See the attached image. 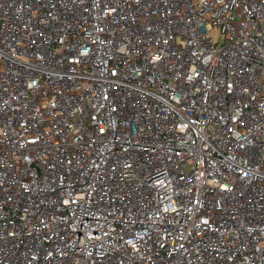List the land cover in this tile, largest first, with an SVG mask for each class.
Wrapping results in <instances>:
<instances>
[{
  "label": "built area",
  "instance_id": "2783aa9c",
  "mask_svg": "<svg viewBox=\"0 0 264 264\" xmlns=\"http://www.w3.org/2000/svg\"><path fill=\"white\" fill-rule=\"evenodd\" d=\"M0 264H264V0H0Z\"/></svg>",
  "mask_w": 264,
  "mask_h": 264
},
{
  "label": "rangeland",
  "instance_id": "374dc122",
  "mask_svg": "<svg viewBox=\"0 0 264 264\" xmlns=\"http://www.w3.org/2000/svg\"><path fill=\"white\" fill-rule=\"evenodd\" d=\"M210 35H211V37H212V39L214 41L219 40V37H218V34H217V31L216 30H212Z\"/></svg>",
  "mask_w": 264,
  "mask_h": 264
}]
</instances>
